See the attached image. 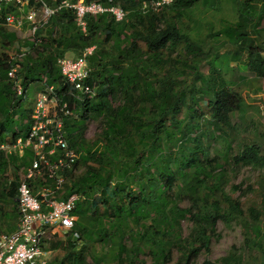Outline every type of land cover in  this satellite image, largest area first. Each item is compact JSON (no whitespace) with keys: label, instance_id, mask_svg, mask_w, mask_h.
Returning <instances> with one entry per match:
<instances>
[{"label":"trees","instance_id":"obj_1","mask_svg":"<svg viewBox=\"0 0 264 264\" xmlns=\"http://www.w3.org/2000/svg\"><path fill=\"white\" fill-rule=\"evenodd\" d=\"M45 1L51 8L61 2ZM93 1L120 5L124 20L117 21L110 13L88 15L85 34L74 13L62 9L24 42L16 32L0 26L3 48L17 52L13 59L0 55V142H8L3 133L11 136L9 142L25 137L31 123L32 110L22 109L23 97L14 90L10 70L17 67L25 91L40 83L64 92L59 59L68 53L78 58L94 47L88 57L87 80L94 97L65 98L79 116L65 119V130L80 158L67 173L58 198L80 195L74 211L75 232L110 247L109 254L95 255L93 264L107 260L148 264L139 258L142 251L150 254V264H172L173 250L179 255L175 264H191L202 251L211 252L216 221L241 213L239 202L225 191L226 168L218 154L211 156L206 142L217 133L226 135L223 126L232 128L231 115L243 103L242 95L227 84L230 64L237 63L242 80L246 76L264 79V0H234L237 21L209 34L213 40L227 38L231 48L223 57L207 51L202 41L182 29L185 11L199 4L214 8V0H172L158 7L153 3L159 0H85ZM7 14L20 16L21 12L14 5L5 6L0 11L2 23ZM203 66L208 67L207 73ZM204 103L209 118L202 123L199 112ZM16 114L20 119L15 120ZM88 121L99 122L101 128L90 144L85 139ZM261 152L260 146L250 145L232 158L228 154L226 163L264 167ZM9 158L18 169L31 156L27 151L23 157ZM7 166L1 163L0 170ZM17 179L5 187L11 188L8 196L14 206ZM184 198L191 202L189 207L179 206ZM14 210L19 222L18 207ZM186 219L193 227L183 237ZM80 234L78 239L68 237L72 250ZM237 261L233 257L221 260L223 264ZM71 264L89 263L75 254ZM204 264L213 263L206 260Z\"/></svg>","mask_w":264,"mask_h":264},{"label":"rangeland","instance_id":"obj_2","mask_svg":"<svg viewBox=\"0 0 264 264\" xmlns=\"http://www.w3.org/2000/svg\"><path fill=\"white\" fill-rule=\"evenodd\" d=\"M214 1L216 5L214 8L199 4L185 11L182 29L184 32L192 34L194 38L202 41L207 51L209 50L213 55L217 54L223 57L231 48L227 44V38L222 36L213 40L209 37V34L218 33L228 23L237 21L235 13L236 3L234 0ZM25 14V11L21 12V15ZM29 29L30 26L26 23L23 30H10L16 32L19 39L24 42L33 38ZM1 43L0 40V55L5 53L13 59L16 56V50L13 48H3ZM236 64H230L225 75L230 90L241 94L243 103L241 108L231 115L232 128L223 126L227 136L217 133L215 134V138H210L209 142L206 143L207 145L209 144L211 156L216 154L220 156L219 162L226 168L228 185L225 191L233 201L239 202L241 213H234V216L228 219V221L224 218H219L216 221L215 231L211 235V252L207 255L205 251H202L198 257L191 261V264H204L206 260H209L213 264H223L221 260L226 257L239 259V261L233 262V264H264V167L253 165L234 166L232 165V160L226 163V156L228 154L232 158L239 155L250 145L260 146L261 155L264 157V113L260 108V105L264 103V80L250 76H246L242 80L238 76L237 68H235ZM201 70L207 73L208 67L203 66ZM43 86V84L34 83L26 89L27 93L22 100L23 110L31 112L34 109L37 94L43 89ZM202 107L203 109L199 112V115L200 121L204 123V119L209 118V110L206 108L205 103ZM180 117L183 116L181 115ZM18 119H20L19 115L16 114L15 120ZM100 131L99 122L88 121L85 132L86 143H92ZM3 137L7 138L8 142L11 140V136L8 133H3ZM8 142H0V145ZM229 145L232 148H229ZM3 162L7 163L8 166L6 169L0 170V204H5V207L0 205V213L1 209L3 212H9L11 209H14L12 198L8 196L11 188L7 187L5 190L6 183L8 182L9 184L13 179L16 180V178L19 180L26 172L25 166L16 169L10 158L7 159L2 154L0 164ZM79 172L80 170H77L75 175ZM2 193L5 195L1 196ZM190 205L191 202L187 198L181 199L179 202L180 207H189ZM225 206L226 203L223 202L222 209ZM7 208H10V210H7ZM80 227L83 229L84 225L80 224ZM182 227L183 237H187L193 227V222L190 219H186L182 221ZM80 235L81 239L73 250L68 245L69 236L67 237V234L60 237H51V240H47L48 263L71 264V258L73 259L75 254H80L87 263L93 264V257L95 255L99 257L105 253L109 254L110 247L104 242L95 241L84 234ZM172 257V264H175L179 259L176 250H173ZM139 258L147 261L148 264L151 263L149 253L142 251ZM105 264L115 263L107 260Z\"/></svg>","mask_w":264,"mask_h":264},{"label":"built area","instance_id":"obj_3","mask_svg":"<svg viewBox=\"0 0 264 264\" xmlns=\"http://www.w3.org/2000/svg\"><path fill=\"white\" fill-rule=\"evenodd\" d=\"M171 2L159 0L153 6ZM7 5H14L20 12L28 9L21 16L7 14L3 23L0 21V26L23 30L28 23L32 37L39 26L62 9L74 13L78 27L85 34L88 15L110 13L117 21L125 18L120 5L106 6L100 1L87 3L85 0H61L56 8H51L45 0H0V11ZM93 50L94 47L87 48L78 58L65 56L59 59L66 91L61 92L56 86L45 85L37 94L27 135L0 145V157L2 154L6 158L16 154L24 156L27 151L32 154V162L25 175L16 182L19 214L17 230L0 236V264H48L47 240L65 234L67 237L80 238L75 232L78 219L74 215L80 195L60 199L58 194L63 193L66 175L74 169L80 158V154L71 148L65 130V119L77 118L78 115L75 106H71L65 98L94 97V88L87 82L91 74L88 57ZM8 75L14 81L16 94L25 98L27 91L18 80L17 67L12 68ZM260 108L264 113V103ZM36 181L51 183V186L42 188V192L36 195L32 187Z\"/></svg>","mask_w":264,"mask_h":264},{"label":"crops","instance_id":"obj_4","mask_svg":"<svg viewBox=\"0 0 264 264\" xmlns=\"http://www.w3.org/2000/svg\"><path fill=\"white\" fill-rule=\"evenodd\" d=\"M27 9H25V13L27 12ZM67 57L69 58H74V55L71 53L67 54ZM252 77V76H250ZM264 80V79H263ZM30 156L31 159L22 162L25 166V170H27V167H29V165L32 162V154L31 152ZM20 157H23L20 155ZM20 165V164H19ZM22 171H24L23 169H21ZM23 174V173H21ZM47 186H51V183H44V182H40V181H36L32 183V187H33V192L36 195H39L42 192V188L47 187ZM15 203L17 204V198L14 199ZM1 206L5 207V204H0ZM17 206H14V209H17ZM9 211V212H3L1 209V213H0V236L1 235H9L12 232H14L17 228V224H18V219H17V213L15 212V210ZM7 210H10V208H7Z\"/></svg>","mask_w":264,"mask_h":264}]
</instances>
